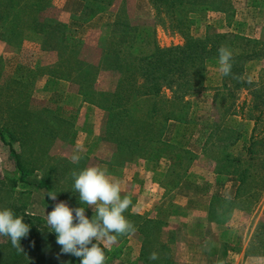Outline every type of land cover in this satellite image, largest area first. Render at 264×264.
Masks as SVG:
<instances>
[{
  "label": "rangeland",
  "instance_id": "rangeland-1",
  "mask_svg": "<svg viewBox=\"0 0 264 264\" xmlns=\"http://www.w3.org/2000/svg\"><path fill=\"white\" fill-rule=\"evenodd\" d=\"M198 6L207 9L198 11ZM191 10L183 35L175 30L176 23L163 15L158 18L148 0H0V185L10 189L0 193V209L35 216L47 227L51 211L46 191L38 188L43 175L51 176L52 192L58 194L53 203L64 201L75 209L84 205L74 192L73 171L98 166L106 167L110 179L120 183L122 196H131L132 206L124 215L136 228L106 247L126 240L120 258L106 264H185L186 250L180 253L175 242L186 240L187 228L202 225L200 199L205 194L216 196L213 212L218 214L210 213L209 220H232L239 231L248 225L250 230L248 218L264 204V0H198ZM142 29L145 38L160 48L183 46L193 38L204 41L208 49L194 67L183 65V80L188 83L176 85V78L168 77L160 95L163 104L156 107L181 119L171 117L166 123L161 117L148 119L150 135L144 129L148 125L142 127L138 121L143 120L141 108L147 101L138 100L137 90L132 93L134 103L129 102L140 110L135 120L127 118L124 123L111 116L132 88L126 67L108 55L126 41L133 43L132 56L148 55L149 49L132 34ZM244 39L252 42L243 45ZM221 45L233 52L227 76L219 70ZM141 82L137 75L136 87ZM82 91L93 92L94 97L86 99ZM116 92L124 100L108 102L105 95ZM22 109L41 118L40 130L52 128L47 136L32 133L42 145L31 151L9 115ZM251 141L256 152L249 163L245 150ZM77 152L81 159L73 163ZM17 157L32 166L24 181L15 184ZM234 159L241 162L238 170L229 167L235 166ZM245 168H249L245 184L238 186L236 173ZM182 181V187L190 189L191 207L180 195ZM85 207L87 216L94 213ZM191 211L198 219L187 218ZM262 229L264 225L256 227L251 264H264ZM8 242V237L0 236V245ZM225 249L221 261L234 264L235 254L227 252L228 246ZM194 251L190 258L197 255ZM152 252L158 254L157 260L149 259ZM46 256L42 252V258ZM58 256L57 264H80L81 258L74 255Z\"/></svg>",
  "mask_w": 264,
  "mask_h": 264
},
{
  "label": "trees",
  "instance_id": "trees-1",
  "mask_svg": "<svg viewBox=\"0 0 264 264\" xmlns=\"http://www.w3.org/2000/svg\"><path fill=\"white\" fill-rule=\"evenodd\" d=\"M98 1H102V2L108 1L110 3L112 0H98ZM148 1L153 6L158 18L159 16L163 15V17L167 21L170 20L171 22L176 23L174 25L176 28L175 30L181 32L184 35L185 34L184 30L188 29L187 23L189 22L188 21L189 14L194 13L191 10V8L195 7L196 1L198 0H148ZM201 1L206 2L208 0H201ZM197 8H200L198 9V11L207 9L205 6H198ZM18 18H16L17 23H19L20 21ZM18 27L19 26H15V28ZM20 31H22V29ZM143 32L144 30L142 29L139 30L137 33L132 32V34H134L133 38L139 41L141 46L147 47L149 49L148 55H144L141 57L132 56L131 53L133 52V43L129 44L127 43V41L121 44L120 48L117 46V48L108 55L109 58L111 56L114 58L116 62L113 60V58L110 59H112L115 64H120V66L118 65L119 67L121 66L126 67V69L128 70L126 80L128 78L127 80L128 87L132 88L131 93L126 95L125 101L119 106L118 110L114 112V115L111 116L119 118L124 123H126L127 118H130L131 120H135L134 114H137L138 111L140 110H136V106H137L136 103L135 105L133 104L134 102L132 101V99H134V95L132 93L133 90L135 93L137 90L138 100L147 101L146 106L144 108H141V111L143 113V120L145 122L142 119L138 121L142 127L143 124L148 125L144 127V129H146L150 135L151 123L148 119L161 117V119L165 123L166 120L168 121V119H170L171 117L174 119H181L178 116H175V114H173L172 112H168V113L163 111L161 112L156 107L158 103L163 104L162 103L163 97H160V95H161L162 87L164 85L166 86V83L168 82L167 80L168 77L169 76L171 78L175 77L177 81L176 85L188 83L185 82L187 80H183L185 74L183 70V65L189 64L190 67H194V65H196L197 62L202 61V58L204 54L208 52V49L204 41L195 40L193 38L186 39L183 46L160 48L155 41L151 42V40H147L145 38L146 35H144ZM127 37H130V35H128ZM251 42L252 41H248L247 39H244L243 45L249 44ZM130 58H132L131 61ZM132 63H133V67L131 65ZM190 67H188V69ZM88 73H90V70H88L87 72L85 71L86 76H88ZM137 75L142 79L141 85L139 87H136ZM82 94L86 99H88L87 98L88 95L94 97V93L90 91L89 92L82 91ZM105 98L107 99L108 102L113 101L114 103H117L119 100V104L121 103L122 100H124V96H122V94L120 95L117 92L115 94H111V96L105 95ZM149 100H151V102ZM180 100L182 101V98H180ZM130 101H132L133 103L132 102L129 103ZM166 102H168V100H166ZM96 103L99 104L98 102ZM100 107H101V103H100ZM9 115L12 121H16V124L18 126L16 125L14 127L16 130L20 131L21 139L23 142H25V144H27V147L30 148V151L31 148L33 150V148L40 147L42 145V139L40 137L39 138L33 137L32 136L33 132H38L39 134H44L46 136L52 132L51 127H47L46 130L43 131L40 130L39 125L43 121L41 120L40 117L37 116L36 113L30 114L29 111L22 109L19 110L17 114H13L14 116H12L10 112ZM1 132L2 131L0 130V136H1ZM5 133L10 138H14V136L10 131L9 132L5 131ZM158 135H159L158 140H160L162 138L160 136L161 133H158ZM140 143L141 141L138 142V144ZM255 144L256 143L254 141H251L250 148H246L245 150V152L247 153V159L249 160V163H251V161L253 160L252 157L256 152V150L255 151L253 150ZM148 147L150 148V146ZM149 157H151V159L152 158L155 159L152 155ZM17 159L18 160L16 162V166L18 169V176L14 180L15 184L17 182L24 181L25 176L31 171L29 168L32 166V163L29 162L27 163L28 165H26L22 159L20 160V157H17ZM232 163L235 166L230 164L229 165L230 169L238 170L237 167L241 165L240 160L234 159ZM248 169L249 168H245V170L240 174L236 173L240 185L245 184L244 179ZM225 173H231V171L227 170ZM38 188L44 189L46 191L45 199L48 207L50 208V211H52L55 207V204L53 203L52 199L48 197V193L52 192L51 176L43 175L42 179L38 184ZM9 191L10 189L7 188L5 185H0V193L4 192L5 194H8ZM15 214L17 215V212H15ZM89 215L88 217L92 218L94 213L93 214L90 213ZM40 221H41L40 218H37L35 216H30V215L24 216V222L31 226L28 236L22 238L21 240V245L24 249V252L17 251V249L12 246L11 240L8 237L9 240L8 244L5 246L0 245V264H57L59 258L58 253L60 252L61 254L60 251L61 246L58 245L56 242L57 234L51 231L50 228L42 224L40 225ZM125 244H126V240L120 242L117 246H113L109 249L105 248L106 257H107L106 260L109 261V260L119 259L123 253ZM100 246L104 247L102 244H100ZM42 252L46 253L47 255L46 259L42 258ZM67 264H71V263L68 261Z\"/></svg>",
  "mask_w": 264,
  "mask_h": 264
},
{
  "label": "clouds",
  "instance_id": "clouds-1",
  "mask_svg": "<svg viewBox=\"0 0 264 264\" xmlns=\"http://www.w3.org/2000/svg\"><path fill=\"white\" fill-rule=\"evenodd\" d=\"M232 50L221 45L218 49L220 72L227 76L232 72ZM73 163H78L80 154L74 153ZM74 192L84 207L72 208L67 202L55 204L46 215V225L57 234V244L61 254H71L81 258L80 264H106L105 248L115 243L119 236L135 232L136 228L124 213L132 206L130 195H123L119 182L110 179L108 169L98 166L87 167L79 172L73 171ZM55 192L48 197L57 199ZM85 205L93 209L94 215H86ZM31 226L24 222V216H17L12 209H0V236L9 237L11 244L19 252H24L22 238L28 236ZM95 241V243H94ZM99 242H104V247ZM158 254L152 252L150 260H157Z\"/></svg>",
  "mask_w": 264,
  "mask_h": 264
},
{
  "label": "crops",
  "instance_id": "crops-1",
  "mask_svg": "<svg viewBox=\"0 0 264 264\" xmlns=\"http://www.w3.org/2000/svg\"><path fill=\"white\" fill-rule=\"evenodd\" d=\"M184 183L185 182L182 181L180 183V189L177 188L176 190L179 189V192H181V197H185L187 200H189L188 203H190L187 204L186 207H191L192 200H190L191 197L190 194H188L190 189L185 187L183 188L182 186ZM237 183L239 186L240 183ZM214 195L215 194H213V196H209L208 194H205L203 198L200 199V201H202L203 203L204 208L201 209L203 219L198 221L202 225L198 226L196 229L187 228L186 233H188V235H186V240L175 242L176 246H180V253H183V251L186 250L185 264L193 263L194 260H197V262H194L195 264H225L221 261L219 255L226 251L225 247L227 246V252H229L230 254H235L236 260L234 264H251L253 262L251 259L254 258L250 256V250L254 244V237L258 234V231H256V227H261L264 225V204L257 215H252L250 218H248V220H250V225L252 224L250 230L248 225V227L244 228L242 232L239 231L237 227H235V223L231 222L232 220H229L227 223H223L218 217V219L209 220L208 216L210 213L214 215L218 214L213 212L216 211L214 207L216 204L214 201L216 196ZM136 207L139 208V205L137 204ZM142 211H144V208ZM232 216H234V214ZM187 218L198 219L197 214L195 215L193 211L188 212ZM260 236L261 240L263 241L264 229H262ZM194 249V252L197 253V255H195V258H190L189 254L192 253L189 252ZM236 254H238V257L236 256ZM262 256L263 255H261V257Z\"/></svg>",
  "mask_w": 264,
  "mask_h": 264
}]
</instances>
